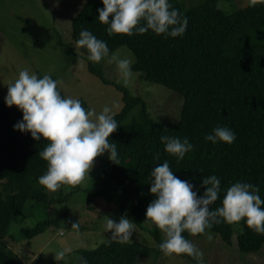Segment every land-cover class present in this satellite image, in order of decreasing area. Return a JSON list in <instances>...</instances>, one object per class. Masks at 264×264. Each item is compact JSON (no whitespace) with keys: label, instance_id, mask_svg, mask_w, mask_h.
Returning a JSON list of instances; mask_svg holds the SVG:
<instances>
[{"label":"trees","instance_id":"16d2710c","mask_svg":"<svg viewBox=\"0 0 264 264\" xmlns=\"http://www.w3.org/2000/svg\"><path fill=\"white\" fill-rule=\"evenodd\" d=\"M184 1L170 0L188 18L186 31L178 37L166 38L151 31L131 37L109 36L107 25L97 20V9L103 7L101 0H87L72 23L75 46L79 32L87 29L107 42L110 54L127 47L135 57L133 72L178 93L184 100L180 120L168 125L154 121L141 98L116 86L122 92L124 105L114 116L118 127L108 139L117 144L118 165L112 162L105 174L109 185L92 193L89 199L97 196L111 202L116 194L122 195L118 210L137 226H142L146 207L154 199L149 193V174L165 160L174 175L188 180L194 190L199 189L198 195L204 191L201 177H219L222 191L210 205L212 209L220 206L224 191L237 181L258 186L264 199V0H251L248 6L231 14L218 8V2L224 0H199L189 7ZM79 50L88 56L86 49ZM89 68L106 83L100 72ZM58 90L61 92L59 87ZM81 104L90 110L85 102ZM138 106L139 113L128 120ZM21 118L16 107L0 105V264H21L2 241L26 206L54 203L38 184V177L47 169V162L38 155L45 145L43 140H32L27 132L14 130L13 125ZM216 126L231 128L235 141L230 145L206 142L204 137ZM161 135L188 137L194 148L177 162L164 151ZM156 154L158 159H154ZM50 225L45 221L22 229L21 236L30 242ZM209 231L227 245L235 235L242 254H256L264 246V235L253 232L243 220L238 224H214ZM154 235L159 245L163 241L161 234ZM182 235L188 240L204 237L187 232ZM140 248L138 243L111 241L94 250L81 251L80 258H86L89 264H137Z\"/></svg>","mask_w":264,"mask_h":264},{"label":"clouds","instance_id":"9594fccd","mask_svg":"<svg viewBox=\"0 0 264 264\" xmlns=\"http://www.w3.org/2000/svg\"><path fill=\"white\" fill-rule=\"evenodd\" d=\"M101 3L97 20L107 25L109 36L131 37L151 31L166 38L178 37L187 28L188 18L170 0H101ZM76 46L87 50L91 62L106 60L115 64L124 82L131 77L133 60L115 53L110 55L107 42L89 30L79 32ZM57 85L49 74L38 76L24 68L8 85L5 97L6 106H14L22 113V118L13 125L14 130L29 133L34 141L43 140L45 146L38 155L47 162V169L38 177V184L49 192H56L62 185L77 186L85 177L89 178L95 158L104 153L118 165L117 144L108 139L118 127L111 109L106 105L99 113L86 111L78 98L63 96ZM159 139L164 151L177 162L194 148L188 137L161 135ZM204 139L212 144L230 145L236 134L227 126H216ZM158 158L156 154L154 159ZM149 176V193L154 199L146 207L144 223L150 222L164 234L159 244L164 254H185L197 264H204L202 252L182 233L200 234L211 240L213 234L209 230L221 222L238 224L243 220L253 232L264 235V199L258 186L237 181L224 191L220 206L212 209L210 205L220 198L222 191L216 175L201 177L204 191L200 195L192 183L174 175L167 160L153 167ZM135 225L122 214L119 221L106 217L105 229L111 232V240L126 244L132 242ZM79 227L76 222L71 225L77 233ZM67 251L70 250L58 251L55 260H63ZM79 264L89 262L81 257Z\"/></svg>","mask_w":264,"mask_h":264},{"label":"rangeland","instance_id":"374dc122","mask_svg":"<svg viewBox=\"0 0 264 264\" xmlns=\"http://www.w3.org/2000/svg\"><path fill=\"white\" fill-rule=\"evenodd\" d=\"M86 1L0 0V105L5 103L8 85L18 78L20 70L27 68L38 76L49 74L56 78L63 96L78 98L96 113L106 105L113 116L122 110L123 95L118 86L126 88L131 96L141 98L154 121L168 125L178 123L184 102L181 95L150 83L133 71L124 82L115 64H108L106 60L91 62L73 44L72 23ZM198 1L184 3L189 7ZM250 1L224 0L218 2V8L231 14L248 6ZM113 53L121 58L130 57L133 64L135 62L127 47H120ZM89 66L100 72L106 83L92 73ZM140 109L139 106L134 109L128 120ZM111 165L108 155L102 154L95 158L89 178L85 177L79 185H62L56 192L46 190L54 203L27 205L22 216L12 222L2 244L21 264H77L81 251L94 250L115 241L110 239L111 232H106V217L119 221L122 213L118 206L122 195L116 194L111 202L97 196L89 199L92 193L109 185L105 174ZM144 220L145 215L142 226L135 225L130 242L141 246L137 264H195L196 260L185 254H164L154 235L160 232L163 240L164 234ZM45 221H50L51 225L30 242L21 236L22 229H31ZM74 222L80 226L78 233L71 229ZM190 241L202 252L204 264H264V246L256 254H242L235 235L230 245L216 234L211 240L204 236L192 237ZM66 249L70 251L57 262L55 254Z\"/></svg>","mask_w":264,"mask_h":264}]
</instances>
